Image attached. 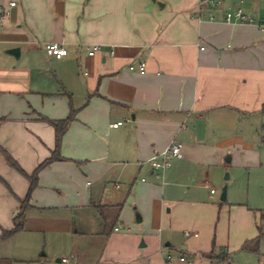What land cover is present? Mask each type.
Returning a JSON list of instances; mask_svg holds the SVG:
<instances>
[{
	"label": "crops",
	"instance_id": "crops-1",
	"mask_svg": "<svg viewBox=\"0 0 264 264\" xmlns=\"http://www.w3.org/2000/svg\"><path fill=\"white\" fill-rule=\"evenodd\" d=\"M236 9L256 23H227ZM262 21L264 0H0V230L13 227L29 186L6 156L31 174L56 147L41 118L73 110L30 213L79 214L105 237L97 264H264ZM48 43L66 57L48 55ZM171 144L181 156L153 170ZM70 216L30 214L22 231L66 234ZM69 256L97 258L79 245Z\"/></svg>",
	"mask_w": 264,
	"mask_h": 264
},
{
	"label": "rangeland",
	"instance_id": "rangeland-1",
	"mask_svg": "<svg viewBox=\"0 0 264 264\" xmlns=\"http://www.w3.org/2000/svg\"><path fill=\"white\" fill-rule=\"evenodd\" d=\"M226 175H229V172H225L223 178ZM241 191L245 192V187ZM30 210H28L25 213V217L30 214H35L40 218L44 217L46 220H49L50 222H60L62 220L70 218L71 217L70 215H72V219L76 223L78 232L76 233L74 232L76 227H74L72 230H70V232L66 234L64 233L54 234L49 231H46L43 233H37V232H31V231L25 232V231L20 230L12 238L10 237L0 242V257L6 254L8 256L10 255V257L13 256L14 259L30 260L31 258L29 257H35L34 259L36 260L39 254H44L45 256L43 258H40L39 263L41 264H60V263H57L56 260L57 259L60 260L62 257L70 258L69 255H70V252L72 251V248L75 247L76 245H79L82 251H86L87 253H90L89 259L90 258L94 259L97 257L94 260L93 264L98 263L97 261L99 260V256H101V251L103 249L102 246L104 244L105 237H103L102 235V236H99L98 240H95L92 237V235L88 234L87 233V231H89L88 226H85V225L79 226L78 224V220L79 221L82 220L79 214H73L69 210L64 209V208L58 210V212L57 211L48 212V211L43 210L41 212H31L30 213L29 212ZM47 217H50L53 220L47 219ZM54 220H59V221H54ZM115 227H120V226L119 224H115ZM102 228H103V225H102ZM3 230L5 229L0 230V234ZM91 241L92 243H90ZM36 245H39L38 251H36L34 248ZM93 247H96V248H93ZM9 259L11 258H7V259L0 258V264H21L23 263V262H16V263L8 262Z\"/></svg>",
	"mask_w": 264,
	"mask_h": 264
},
{
	"label": "built area",
	"instance_id": "built-area-1",
	"mask_svg": "<svg viewBox=\"0 0 264 264\" xmlns=\"http://www.w3.org/2000/svg\"><path fill=\"white\" fill-rule=\"evenodd\" d=\"M202 1L208 2L214 6L220 4V0H202ZM9 5H10V7H14L15 2H10ZM225 21L227 23H240V24H255L256 23L255 19L248 17L239 9H236V10H233V11L226 13ZM256 25L259 27H264V21H262L261 23L256 24ZM45 50H46V53L48 55L54 57L57 60L62 59L64 57H66V55H67V51L57 43L46 44ZM99 51H100L99 47L94 46L88 51L87 54H88V56L92 57L96 53H98ZM110 55H113V52H110ZM128 69L130 71H134L135 67L131 64L128 66ZM138 70L140 73H144V71H145L144 64L139 65ZM121 124H122L121 122H118L117 124L113 125V127H117ZM180 156H181V146L179 144H171L169 146V148L161 154L160 159H156V158L152 159L150 161L149 165L155 171H164V170L169 169L172 166V161L176 158H179ZM156 177H158V175H156ZM115 188L119 189L120 186L118 184H116ZM211 193L213 194L214 190H211ZM188 235H189V233L185 232V236H188ZM180 261L185 262L187 264H192V262L187 261L184 257H181ZM59 263L60 264H75L73 259L69 258V257H62L59 260ZM210 264H230V263L229 262H210Z\"/></svg>",
	"mask_w": 264,
	"mask_h": 264
},
{
	"label": "trees",
	"instance_id": "trees-1",
	"mask_svg": "<svg viewBox=\"0 0 264 264\" xmlns=\"http://www.w3.org/2000/svg\"><path fill=\"white\" fill-rule=\"evenodd\" d=\"M262 110H264V105L262 107ZM73 113H74V111L71 110L69 116L66 119L58 120V121H52V120H47V119L41 118L42 120L46 121L47 123H49L54 128L55 138H56V147H55L54 151L51 153L50 157H48L42 163H40L37 166V168L31 174H26L25 172H23L18 167V165L12 159H10V157L6 156L7 161L9 162V164L17 172L22 174L29 181V186H28V190H27V193H26L24 199L20 201V207H19L17 213L13 216V219H12L13 227L11 229H9V230H3L1 232V234H0V242L12 237L16 233H18L20 230H22L25 213L31 208V206L29 204L30 203V199H31V193L38 185V173L42 169L48 167L54 161L62 160L59 157V151H58L59 143H60V140H61L63 134L65 133L69 123L73 119ZM208 257L209 258H214L213 252H211L208 255ZM217 259H219L220 262H226L227 261V257H225V256L217 257Z\"/></svg>",
	"mask_w": 264,
	"mask_h": 264
},
{
	"label": "water",
	"instance_id": "water-1",
	"mask_svg": "<svg viewBox=\"0 0 264 264\" xmlns=\"http://www.w3.org/2000/svg\"><path fill=\"white\" fill-rule=\"evenodd\" d=\"M225 178H228V176L226 175ZM225 200H226V187H223L220 194V201L224 202ZM137 216L138 214H136V217Z\"/></svg>",
	"mask_w": 264,
	"mask_h": 264
}]
</instances>
